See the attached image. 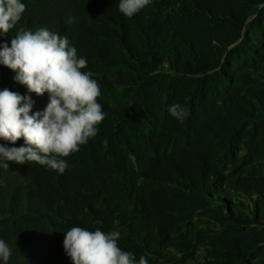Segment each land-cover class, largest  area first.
<instances>
[{
	"label": "trees",
	"instance_id": "16d2710c",
	"mask_svg": "<svg viewBox=\"0 0 264 264\" xmlns=\"http://www.w3.org/2000/svg\"><path fill=\"white\" fill-rule=\"evenodd\" d=\"M25 11L0 48L23 30L66 36L100 86L104 119L97 134L64 157L63 173L35 162L0 167V240L7 264H73L63 247L72 227L121 233L118 246L148 264H248L264 260V176L235 175L221 155L257 121L228 89L242 74L248 20L264 19V0H151L131 18L119 0H21ZM71 18V22L69 21ZM0 63V91L36 95ZM219 90L221 97L216 99ZM179 103L182 120L169 107ZM264 110V96L261 102ZM264 124V120L262 121ZM6 147L27 146L0 139ZM264 162V145L252 155ZM245 198L250 218L229 212ZM237 230L194 244L188 233L200 211ZM222 211V212H221ZM225 211L226 215H223ZM0 264L5 262L0 259Z\"/></svg>",
	"mask_w": 264,
	"mask_h": 264
},
{
	"label": "clouds",
	"instance_id": "9594fccd",
	"mask_svg": "<svg viewBox=\"0 0 264 264\" xmlns=\"http://www.w3.org/2000/svg\"><path fill=\"white\" fill-rule=\"evenodd\" d=\"M150 2L119 0L118 8L131 18ZM25 7L21 0H0V34L6 35L14 28ZM0 63L18 72L15 79L29 92L38 96L47 92L50 96L42 112L32 113L34 102L30 96L8 89L0 91V139L15 144L23 138L27 145H0V167H8L3 161L35 162L63 173L68 167L64 157L78 152L80 145L95 137L97 125L104 119L97 102L100 86L91 72L82 71L87 60L78 57L66 36L41 28L18 31L11 47L5 43L0 48ZM169 112L178 120L189 114L179 103L171 105ZM120 236L119 231L72 227L65 234L63 247L73 264H137L131 252L118 246ZM10 256V248L0 240V259L7 264ZM138 264H148V260L141 256Z\"/></svg>",
	"mask_w": 264,
	"mask_h": 264
},
{
	"label": "rangeland",
	"instance_id": "374dc122",
	"mask_svg": "<svg viewBox=\"0 0 264 264\" xmlns=\"http://www.w3.org/2000/svg\"><path fill=\"white\" fill-rule=\"evenodd\" d=\"M260 5L259 8H263ZM251 17L243 31L244 41L247 42V51L235 62V72L242 74L240 80L228 86L231 93L238 94L242 100V108L246 111L253 110L257 121L250 124L240 133L237 139L231 140L221 155V162L225 169L232 171L235 175L246 174L247 176H264V162H254L252 155L258 146L264 145V110L261 102V95L264 96V19L258 23ZM216 99L221 97L218 90L215 93ZM245 207L246 200L241 197L233 201L229 212L235 217L250 218L248 212L237 205ZM218 209L200 211L194 217L193 225L188 233V238L194 244L197 240H207L213 234H221L226 230H237V226L231 222L221 223L213 215ZM222 212V211H221ZM223 215H226L225 211ZM248 264H264L263 259H255Z\"/></svg>",
	"mask_w": 264,
	"mask_h": 264
}]
</instances>
